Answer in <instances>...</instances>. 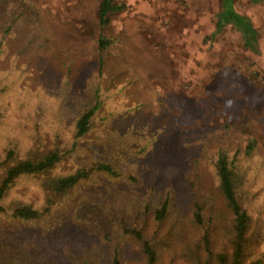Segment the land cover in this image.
<instances>
[{
    "label": "trees",
    "instance_id": "16d2710c",
    "mask_svg": "<svg viewBox=\"0 0 264 264\" xmlns=\"http://www.w3.org/2000/svg\"><path fill=\"white\" fill-rule=\"evenodd\" d=\"M33 1L9 14L0 0V58ZM233 2L223 0L213 36L232 27L258 53V31ZM125 9L100 0L98 26ZM95 41L99 58L86 87L73 90L66 77L47 100L40 87L21 91L33 133L8 144L0 136V264H264L258 141L237 132H120L110 101L121 86L107 82L102 58L117 42L102 33ZM8 106L3 98L0 132ZM173 141L181 166L147 160Z\"/></svg>",
    "mask_w": 264,
    "mask_h": 264
},
{
    "label": "rangeland",
    "instance_id": "374dc122",
    "mask_svg": "<svg viewBox=\"0 0 264 264\" xmlns=\"http://www.w3.org/2000/svg\"><path fill=\"white\" fill-rule=\"evenodd\" d=\"M112 1L126 9L110 15L103 28L97 22L100 0H34L33 7L26 6L6 37L9 51L0 58V67L9 70L0 72V102L4 98L12 113L1 140L15 143L33 133L24 105L29 98L18 97L21 91L40 87L47 100L66 77L73 90L86 87L96 73L95 40L102 33L117 42L102 58L107 82L121 86L110 101L120 132L145 127L155 132H237L255 138L264 153V0L233 2L258 31V53L244 49L232 27L213 36L223 0ZM7 2L9 14L21 5L20 0ZM16 68L20 76L13 72ZM142 103L145 107L132 109ZM169 146L166 154L160 149L147 160L164 170L181 166L177 142ZM261 198L258 203L264 191Z\"/></svg>",
    "mask_w": 264,
    "mask_h": 264
}]
</instances>
